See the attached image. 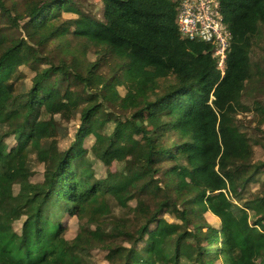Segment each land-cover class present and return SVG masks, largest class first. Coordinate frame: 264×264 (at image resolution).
<instances>
[{
  "label": "trees",
  "instance_id": "trees-1",
  "mask_svg": "<svg viewBox=\"0 0 264 264\" xmlns=\"http://www.w3.org/2000/svg\"><path fill=\"white\" fill-rule=\"evenodd\" d=\"M101 2L102 18L88 0H0V264H90L94 250L105 264H264V142L236 118L264 87V0H218L223 74L212 44L180 33L177 0Z\"/></svg>",
  "mask_w": 264,
  "mask_h": 264
},
{
  "label": "rangeland",
  "instance_id": "rangeland-1",
  "mask_svg": "<svg viewBox=\"0 0 264 264\" xmlns=\"http://www.w3.org/2000/svg\"><path fill=\"white\" fill-rule=\"evenodd\" d=\"M89 3L93 4V9L95 10V13L98 17L102 18V7L103 4L101 2V0H88ZM80 9L84 12H88L87 7H83L82 5H79ZM48 28L47 27H43L42 31L47 32ZM90 59H92V57H90ZM253 60L255 61V67L257 68V70L260 73H264V50L260 49V48H256L255 52H254V58ZM22 73H23V84L28 87L30 86V77L32 76V72L29 70V68H22ZM22 84V85H23ZM54 96V101L56 103H58L59 105H62L63 107H70L73 105V101L66 95V94H61L59 93V91H55L53 93ZM257 98L259 100L260 103L264 104V87L261 90V93H259L258 95L254 96V95H243L241 97V104L238 106V113L236 118L238 119L237 123H238V127L240 128V130L242 131H246L247 134L249 135V139L250 142L256 141V140H261L264 142V123L260 124L259 123V119L258 116L255 114L254 110H252L253 108V103L255 102L254 99ZM108 105L110 107H113V100L111 96H108V101H107ZM108 106V107H109ZM112 123H108L107 126L110 129ZM78 125V120L76 118H73V120L71 119L70 122L67 124V130H68V136L69 139L73 138V133L75 131V128ZM130 130V128H128V131ZM16 137H7L6 138V143H7V147L10 148L15 144V140ZM66 144V141H64L63 139H58L56 141H52L50 143V146L52 148H59V147H63ZM254 147V157L255 159L261 158L263 156L262 153V148L261 146H258L257 144H253ZM115 153H111L110 157L114 156ZM111 169L115 170V169H120L121 168V164L119 163H114L112 162L111 164ZM33 171L34 174L31 176V181L32 182H38L42 180V172H43V168H42V164L40 163H36L35 159L33 160ZM98 172H102L103 168H99L97 170ZM260 186V181L259 182H255L252 184L248 185V190L250 191H254L257 189V187ZM245 198L242 199V201H244ZM130 204L132 205L133 202H130ZM113 213L117 216H125V211L116 206L113 205ZM207 221H209L210 223H214L215 225L219 224V221L217 219V217H215L214 215H212L211 213L207 212L205 214ZM253 216L250 213V218L249 220H252ZM61 219L64 223H66L67 226V232H66V236L69 237H73L77 230H78V226L79 223L77 222V219L74 216H70V215H62ZM19 223L16 222L14 227H19ZM161 229H164L162 226H159ZM191 241L189 240V243ZM120 244H125L128 245L127 242L123 241V239L121 238L120 241L117 242H113L111 244V246H117ZM91 256H89V262L90 264H105V259H104V252L100 251V250H94L91 252L90 254ZM130 264H140L139 260H129ZM81 264V263H78ZM183 264V263H182Z\"/></svg>",
  "mask_w": 264,
  "mask_h": 264
},
{
  "label": "built area",
  "instance_id": "built-area-1",
  "mask_svg": "<svg viewBox=\"0 0 264 264\" xmlns=\"http://www.w3.org/2000/svg\"><path fill=\"white\" fill-rule=\"evenodd\" d=\"M177 26L182 36L213 45L221 74L224 73L231 33L219 8L218 0H177Z\"/></svg>",
  "mask_w": 264,
  "mask_h": 264
}]
</instances>
